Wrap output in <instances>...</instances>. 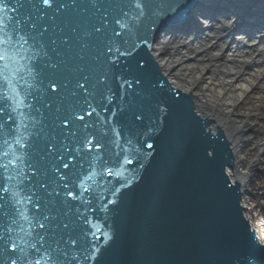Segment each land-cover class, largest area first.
Returning <instances> with one entry per match:
<instances>
[{"label":"water","instance_id":"obj_1","mask_svg":"<svg viewBox=\"0 0 264 264\" xmlns=\"http://www.w3.org/2000/svg\"><path fill=\"white\" fill-rule=\"evenodd\" d=\"M204 1L207 0H150L153 12L144 20L142 32L147 43H140L136 50L130 74L143 81L141 88L134 86L133 89L141 91L142 95L134 96L135 107L128 117L134 120L135 114L143 113L145 119H155L158 105L166 108L167 113L148 140L154 147L148 149L145 145L142 148L150 155L117 169L121 173L118 177L115 174L101 176L98 167L92 180L85 181L95 197L92 204L97 207V211L88 213L92 222L90 231L100 237L99 241L90 237L100 246L97 259L90 264H264V246L257 241V233L245 219L241 188L237 180L231 179L232 174L229 175L234 158L225 132L196 112L190 93L169 83L148 50L151 41L164 28L185 34L193 32L196 28L191 23V12L210 11ZM5 2L11 5L12 0ZM67 2L54 0L53 6L48 8L40 0H23L21 12L38 29L47 28L45 37L49 41H58L56 50L63 53V57L52 51L50 55L69 63L68 57L74 53L65 52L59 41L72 35L73 29L83 31L96 24L104 8L97 11L91 6V0H76L75 6L57 7ZM101 3L108 11L116 12L123 0H101ZM228 4L226 1L223 8ZM223 8L212 6L211 11L226 12ZM15 15L10 7L6 16L0 13L5 16L6 24L8 17ZM246 24L250 25L249 21L241 19L238 27H248ZM21 44L10 41L0 46L5 54V59L0 61V92H6L11 98L9 110L15 109L12 114L16 120L14 135H8L7 130L0 133V161H16L15 165H9L6 173L15 177L10 182L9 192L14 204L19 201L16 207L23 214L16 216L18 224L13 226V238L21 247H26L31 239L25 232L30 230L33 205L20 189L18 173L29 172L31 149L21 147L16 140L25 145L30 143L29 134L34 129L28 119L31 110L26 105L35 104V101L31 96L25 97V91L29 85H35L34 92L39 85L35 84L30 71L33 52L28 45ZM137 61L142 67H135ZM55 75L63 80L68 74L58 71ZM18 101L23 103L18 104ZM54 107L52 113L45 110L49 124L55 121ZM129 180L132 181L130 185L121 187ZM115 188H120V192L112 196L111 190ZM89 195L85 193L86 197ZM110 199L117 204H109L108 210L101 211ZM72 203L79 204V200ZM97 228L100 231L97 232ZM105 233L112 239L105 241ZM0 264H4L2 256ZM66 264L75 262L69 260Z\"/></svg>","mask_w":264,"mask_h":264},{"label":"snow or ice","instance_id":"obj_2","mask_svg":"<svg viewBox=\"0 0 264 264\" xmlns=\"http://www.w3.org/2000/svg\"><path fill=\"white\" fill-rule=\"evenodd\" d=\"M40 2L51 8L54 0ZM75 4L76 0H68L57 7ZM91 6L97 11L104 8L97 23L83 31L73 29L72 35L59 41L65 52L74 53L66 63L63 58L55 60L50 55V51L56 52L58 57L64 54L56 50L57 40L49 41L45 37L47 28L38 29L22 15L23 0H12L11 5L0 0V13L6 16L10 7V11L17 14L8 17V24L5 16H0V46L10 41L28 45L33 52L30 71L35 84L39 85L34 92L35 85H29L25 91V97L31 96L35 101L26 105L31 110L28 119L34 129L29 134L30 143L25 145L16 140L21 147L31 149L29 172L18 173L20 189L33 205L30 230L25 232L31 239L26 247H21L13 238V226L18 224L16 216L23 214L16 207L19 201L14 204L9 192L10 182L15 177L6 173L9 165H15L16 161H0V256L4 264H66L69 260L75 264H90L95 261L100 246L90 237H95L96 241L100 237L90 231L92 222L88 213L97 211V207L92 204L95 197L85 181L92 180L98 167L101 176L115 174L118 177L121 173L117 169L150 155L142 148L154 147L148 140L167 113L166 108L158 105L155 119H145L143 113L135 114L134 120L128 117L135 107L134 96L142 95L141 91L133 89L134 86L141 88L143 81L130 74L136 50L140 43H147L142 32L144 20L153 12L150 0H123L116 12L108 11L101 0H91ZM4 59V50H0V61ZM135 67L142 65L137 61ZM58 71L68 75L58 80L55 75ZM10 99L6 92H0V133L7 130L8 135H14L16 120L12 112L15 109L9 110ZM53 105L55 121L49 124L45 110L52 113ZM131 183L129 180L121 187ZM119 192L120 188H115L111 195ZM85 193L90 195L86 197ZM76 200L79 204L72 203ZM109 204L115 205L117 201L108 200L100 210H108ZM20 230L24 231L22 226ZM104 236L105 241L112 239L106 233Z\"/></svg>","mask_w":264,"mask_h":264},{"label":"bare ground","instance_id":"obj_3","mask_svg":"<svg viewBox=\"0 0 264 264\" xmlns=\"http://www.w3.org/2000/svg\"><path fill=\"white\" fill-rule=\"evenodd\" d=\"M226 1L230 4L223 8ZM204 4L210 11L196 12L195 10L190 14L191 23L197 31L195 29L185 34L168 27L164 28L151 41L148 50L169 83L187 94L190 93L196 112L209 121L215 122L225 132L234 158L229 175L232 174L233 181L237 180L244 194L249 173L239 168L237 148L240 147L239 141L242 137H237L251 126L246 121H237L232 118L234 110L239 108L243 97L235 92L230 95L216 96L213 91L221 87L220 83H225L228 87L231 81L227 77L233 76L234 78L238 76L240 79L243 77L239 83L247 87L248 83L244 80L246 74L242 72L249 71L252 67H260V64L258 67L256 64L264 60L262 57L264 0H207ZM212 6L222 7L226 12L211 11ZM223 9L221 11H224ZM259 11L262 12L261 15ZM240 18L249 21L250 25L238 27ZM221 25H224L226 29L223 30ZM245 41L247 46L244 45ZM193 60H197L196 64L188 65ZM220 61L226 65L220 64ZM252 72L253 76L251 74L249 76L254 77L257 71L252 70ZM237 89L243 95L244 89L242 87ZM228 92L230 93L231 90ZM243 213L247 223L254 229L249 223L252 219L249 220L245 209ZM258 234H260L259 230ZM262 236L256 238L264 246Z\"/></svg>","mask_w":264,"mask_h":264},{"label":"rangeland","instance_id":"obj_4","mask_svg":"<svg viewBox=\"0 0 264 264\" xmlns=\"http://www.w3.org/2000/svg\"><path fill=\"white\" fill-rule=\"evenodd\" d=\"M244 45H247L246 41ZM245 52L247 51L245 50ZM262 57H264V51L262 52ZM196 61H190L188 65L192 66L196 64ZM219 63L225 64L223 61ZM248 66L250 67V65ZM256 66L258 68L252 67L250 68L251 70L242 72L246 74L244 75V80L246 81L245 83H248L247 87L245 84L241 85L239 83L243 77L242 79L238 76L235 78L234 76L227 77L230 78V85L226 87L224 82V84L220 83L221 87L217 88L213 93L216 96H224L235 92L240 97H243L239 108L234 110V116L232 117L237 121H246L251 126L245 133L243 132L237 137H242L241 141H239L240 147L237 148L239 155L238 165L239 168L241 167L249 173L245 193L241 195L242 206L249 220L250 218L252 219L250 223L254 227L253 230L257 232V236L263 235L262 237H264V60L262 63L258 62ZM252 70L254 72L257 71L254 77L249 76V74L253 76ZM239 87L244 89L243 95L238 92L237 88ZM228 90H231V92L229 93ZM258 230L260 234H258Z\"/></svg>","mask_w":264,"mask_h":264}]
</instances>
